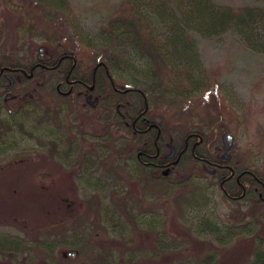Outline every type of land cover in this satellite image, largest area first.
<instances>
[{"label":"trees","instance_id":"1","mask_svg":"<svg viewBox=\"0 0 264 264\" xmlns=\"http://www.w3.org/2000/svg\"><path fill=\"white\" fill-rule=\"evenodd\" d=\"M34 1L44 6L45 16L65 18L67 24L64 28L70 32L68 37H76L78 43L91 53L80 57L75 46H66L68 38L65 29L60 26L48 33V58L31 59L9 47L0 49V68H4L0 77L3 72L17 74L8 90L9 95L0 92V155L9 152L5 141L15 136L16 132L44 138L43 132L35 130L46 120L57 119L59 127L50 129L53 134L51 139L56 141V145L58 142L64 145L66 138L61 130L60 105L65 100L74 102L75 99L78 101L74 106L80 108L83 105L80 99L88 92L97 98L96 105H93L105 113L98 133L107 132L109 135L104 141L111 149L108 156L128 159V166L137 174L130 173L131 178L136 177L135 186L128 188L124 194L110 188L109 197L120 210V215H116L108 203L111 213H108L109 210L106 213L86 210L78 215V221L85 219L83 223L87 229L77 241L49 239L42 237L38 230L31 232L28 239L0 234V253L15 258L24 254L26 262L38 261L41 264H133L135 257L126 249L121 250L116 243V240L125 237L127 223L139 222L133 217L135 213L127 199H133L139 207L145 195L157 194L166 201L182 196V189L192 182L197 169L204 170L210 165L223 196L232 202L246 201L247 210L253 217L227 228L216 219L204 217L198 222V232L210 234L221 243L226 242L228 237L236 236L233 230L257 233L254 227L264 216V174L247 166L234 154L216 158L208 151L209 141L202 128H184L183 124L171 125L168 121L156 120L150 112V105L170 106L172 102H186L193 97L194 90L211 86L202 84L193 73L198 60L193 32L214 36L234 33L248 47L264 50V4L233 6L219 4L215 0H122L94 33H88L72 23L67 0ZM153 4L156 6L153 7ZM70 86L69 93L59 91ZM85 103L88 104L86 100ZM32 115L37 117L28 124ZM118 128L128 139L121 147L114 144L115 138L120 136L116 133ZM171 131L175 135L171 136ZM67 137L70 139V136ZM169 144L174 147V155L168 157ZM70 151L80 152L74 148ZM83 153L80 152L75 160L78 165L81 162V166L84 160L88 162L79 175L80 185L88 190L94 188L105 192V179H94V161L84 159V156L81 158ZM110 158L103 163L104 168L108 170L106 164H109L120 174ZM83 179L90 182L82 185ZM104 215L110 228L102 223ZM89 225H93L92 229ZM111 229L119 233L110 235L107 232ZM97 232L111 236L109 243H97L100 240L94 239ZM263 242V239L257 240L249 264H264ZM58 246L74 247L76 253L73 257L58 254ZM155 248V258L157 254L160 257L162 253H168L162 255L164 264H167L165 260L182 258L188 253L186 247L173 249L159 232L155 235ZM213 259L212 252L201 262L192 264H209ZM156 261L161 263L159 259L153 260L154 263Z\"/></svg>","mask_w":264,"mask_h":264},{"label":"rangeland","instance_id":"2","mask_svg":"<svg viewBox=\"0 0 264 264\" xmlns=\"http://www.w3.org/2000/svg\"><path fill=\"white\" fill-rule=\"evenodd\" d=\"M67 2L72 12V23L78 24L84 32L94 33L122 0ZM215 2L233 6L264 4V0ZM44 13V6L34 0H0V49L9 47L15 53L31 59H38L40 54L48 58V33L54 27L65 29L67 23L65 18L57 16L52 19ZM65 33L68 38V41L65 40L66 46H75L78 56L86 57L91 53L78 43L76 37H68L69 30L65 29ZM193 38L198 53L197 68L193 73L202 84L211 86L194 90L191 94L193 97L186 102H172L170 106L151 104V114L156 120L168 121L171 125L202 128L209 141L208 151L213 156L220 157L221 152L234 154L247 166L264 174V50L248 47L236 34L230 32L214 36L196 31L193 32ZM1 91L4 94L6 89L1 88ZM84 98L85 94L80 99V103H83L80 108L74 106L78 101L75 99L74 102L65 100L60 105V119L63 121L61 130L66 138L64 145L61 142L56 145V141L51 139L53 134L50 129L59 127L57 119L46 120L35 130L43 132L46 138L37 139L16 132L15 136L5 141L10 150L0 155V234L28 239L31 232L38 230L42 237L49 239L77 241L87 229L83 223L85 219L77 220L80 213L86 210L91 213H106L109 210L108 213H111L109 204L115 214L120 215V210L109 197L110 188L120 194L125 193L128 188L135 186L136 177L131 178L130 173L136 176L137 172L128 166V159L108 156L111 149L104 141L109 135L107 132L98 133L105 113L96 104H86ZM35 117L30 116L28 124L34 122ZM46 123H50V128ZM116 133L120 136L115 138L114 144L121 147L128 139L119 128ZM223 133L231 135V139L226 137L225 141L230 145L227 150L222 149L220 152L217 148L223 146ZM170 134L175 135L172 131ZM56 148L59 150L56 151ZM72 148L81 153L84 151L81 158L93 159L96 170L92 175L94 179H105V192L101 193L94 188L88 190L80 185L79 175L88 162L82 159L83 166L81 162L78 165L75 160L79 158L80 152H71ZM107 158L113 159L120 174L109 164H106L109 171L104 168L103 163L109 160ZM98 165L100 167L97 169ZM85 182L90 181L81 180L82 185ZM182 190V196L168 201L157 194L145 195L139 207L133 199H127L135 213L133 217L139 222L127 223L125 237L116 240V243L121 250L126 249L135 257L133 264H164L162 255H168L167 252L160 257L157 254L155 258V235L158 232L173 249L188 248V253L182 258L165 260L167 264L201 262L212 252L214 259L209 264H249L257 240L264 241V216L254 227L257 233L233 230L236 236L229 235L231 237L221 243L210 234L198 232V222L204 217H211L226 228L242 224L253 217L247 210V202H232L223 196L213 176L212 165L204 170L197 169L192 182ZM102 218L103 225L108 224L106 215ZM235 225L233 227L239 230ZM92 227L89 225V229ZM107 233L117 235L119 232L111 229ZM91 235L94 236L93 233ZM110 237L97 232L94 239L100 238L97 243L101 245L109 243ZM56 252L73 257L76 249L58 246ZM154 259H159L161 263H154ZM25 260L24 254L15 258L0 253V264H41Z\"/></svg>","mask_w":264,"mask_h":264},{"label":"flooded vegetation","instance_id":"3","mask_svg":"<svg viewBox=\"0 0 264 264\" xmlns=\"http://www.w3.org/2000/svg\"><path fill=\"white\" fill-rule=\"evenodd\" d=\"M43 57V55H41L40 54V56H39V58L41 59ZM4 70V68H0V73H2V71ZM15 76H17V74H14V75H12V74H10L9 72H3V75L0 77V90H1V88H3V89H6V92H5V94L6 95H9V92H8V90H9V88L12 86V84H13V81H14V77ZM10 77H11V79H10ZM12 83L11 84V86L10 87H5V85H6V83ZM59 87V85H57V88ZM72 87L70 86L67 90H59L61 93H64V92H66V91H68L69 89H71ZM2 92V91H1ZM69 93V92H68ZM88 95H91V97H93L92 99H94L95 97L92 95V94H90V93H88V92H86L85 93V100H86V102H88V101H92L91 100V98H90V100H88L87 101V96ZM97 102V101H96ZM222 141H223V146L222 145H220V146H218V148H217V150H219L220 152L222 151V149H224V144L226 143V141H225V139H226V135H224V134H222ZM221 155L223 154L222 152L220 153ZM174 155V154H173ZM172 155V156H173ZM221 157V156H220ZM207 168V167H206ZM214 170V169H213Z\"/></svg>","mask_w":264,"mask_h":264},{"label":"water","instance_id":"4","mask_svg":"<svg viewBox=\"0 0 264 264\" xmlns=\"http://www.w3.org/2000/svg\"><path fill=\"white\" fill-rule=\"evenodd\" d=\"M10 79H11V77H10ZM11 84H12V83L10 82V83L7 85V87H10ZM70 91H71V89H69L68 91L64 92V94H65V93H68V92H70ZM90 98H91V95H88V96H87V101L90 100ZM96 101H97V98L95 97L92 101H88V102H90L91 104H95ZM223 134L226 135V133H223ZM227 137H228V139H231V135H227ZM229 145H230V143H229V142H226V143L224 144V149H228ZM169 148H170V152L167 154L168 157H169V156H172V155L174 154V147H173V145L169 144ZM228 156H229V154H228L227 152H225V153H223V154L221 155V158H227Z\"/></svg>","mask_w":264,"mask_h":264}]
</instances>
